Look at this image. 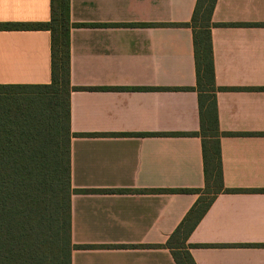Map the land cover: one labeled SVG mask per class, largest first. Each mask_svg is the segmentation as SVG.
<instances>
[{"label": "crops", "instance_id": "1", "mask_svg": "<svg viewBox=\"0 0 264 264\" xmlns=\"http://www.w3.org/2000/svg\"><path fill=\"white\" fill-rule=\"evenodd\" d=\"M195 3L70 0L89 25L70 30V84L91 89L69 97V264H176L164 244L198 194L167 190L203 187L192 28L176 25ZM49 17L50 0H0V22ZM211 22L223 189L187 249L264 264V0H216ZM50 77L49 31L0 30V84Z\"/></svg>", "mask_w": 264, "mask_h": 264}, {"label": "trees", "instance_id": "2", "mask_svg": "<svg viewBox=\"0 0 264 264\" xmlns=\"http://www.w3.org/2000/svg\"><path fill=\"white\" fill-rule=\"evenodd\" d=\"M216 0H196L192 28L195 86L203 163V187L171 189L198 198L165 242L176 264H195L189 234L223 189L210 41ZM135 25V24H132ZM165 25V24H163ZM89 26L70 20V0H50L46 22H0V30L50 33V83L0 84V264H69L70 30ZM165 89V88H161ZM140 136L145 134L135 133ZM122 190L120 192H124Z\"/></svg>", "mask_w": 264, "mask_h": 264}]
</instances>
